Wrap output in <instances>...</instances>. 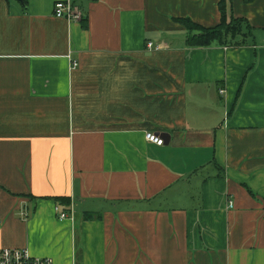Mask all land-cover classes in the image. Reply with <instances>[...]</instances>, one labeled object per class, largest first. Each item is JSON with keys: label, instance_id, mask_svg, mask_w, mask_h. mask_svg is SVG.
<instances>
[{"label": "crops", "instance_id": "obj_1", "mask_svg": "<svg viewBox=\"0 0 264 264\" xmlns=\"http://www.w3.org/2000/svg\"><path fill=\"white\" fill-rule=\"evenodd\" d=\"M57 1L0 0V249L264 264V0L226 3L244 46L201 48L174 19L213 27L219 0Z\"/></svg>", "mask_w": 264, "mask_h": 264}, {"label": "trees", "instance_id": "obj_2", "mask_svg": "<svg viewBox=\"0 0 264 264\" xmlns=\"http://www.w3.org/2000/svg\"><path fill=\"white\" fill-rule=\"evenodd\" d=\"M20 1L22 2V0ZM244 1L250 2L253 0ZM229 2L230 0L218 1L220 21L213 27L200 26L188 17L174 19L175 22L186 31L187 35L184 41V46L186 48L209 47L215 44L225 47H240L245 45L243 40L246 36L252 37V29L245 18H235L232 16L231 12L228 13V6L226 3ZM83 27H86V23H83ZM240 36L241 41L238 42V37ZM63 200L65 199H62V201ZM66 202V204H69V199H66Z\"/></svg>", "mask_w": 264, "mask_h": 264}, {"label": "built area", "instance_id": "obj_3", "mask_svg": "<svg viewBox=\"0 0 264 264\" xmlns=\"http://www.w3.org/2000/svg\"><path fill=\"white\" fill-rule=\"evenodd\" d=\"M53 17L57 19H63L66 22H81L82 21V12L72 4L71 1H57L53 5ZM146 48L148 50H157L153 43H147ZM69 67L71 69H75L77 67V63L73 60H69ZM221 93H223L221 91ZM145 140L149 143H152L158 147L163 145V139L161 137H157L152 132H146L144 135ZM229 207L232 208V203L229 202ZM20 217L23 221L28 218V214L25 211V208L19 212ZM73 217V211L68 213H61L59 215V219H71ZM0 264H53L50 258H38L32 257L29 255L28 251L25 248L18 249H0Z\"/></svg>", "mask_w": 264, "mask_h": 264}, {"label": "water", "instance_id": "obj_4", "mask_svg": "<svg viewBox=\"0 0 264 264\" xmlns=\"http://www.w3.org/2000/svg\"><path fill=\"white\" fill-rule=\"evenodd\" d=\"M18 1H20V0H18Z\"/></svg>", "mask_w": 264, "mask_h": 264}]
</instances>
